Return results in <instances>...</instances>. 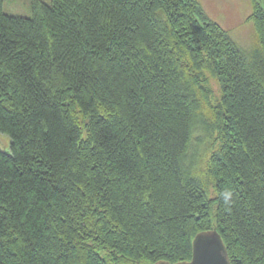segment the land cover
<instances>
[{
    "label": "trees",
    "instance_id": "trees-1",
    "mask_svg": "<svg viewBox=\"0 0 264 264\" xmlns=\"http://www.w3.org/2000/svg\"><path fill=\"white\" fill-rule=\"evenodd\" d=\"M3 6L0 264L187 261L209 229L264 264V0L249 45L200 0Z\"/></svg>",
    "mask_w": 264,
    "mask_h": 264
},
{
    "label": "rangeland",
    "instance_id": "rangeland-1",
    "mask_svg": "<svg viewBox=\"0 0 264 264\" xmlns=\"http://www.w3.org/2000/svg\"><path fill=\"white\" fill-rule=\"evenodd\" d=\"M50 3L51 0H42ZM209 16L227 28L244 45H249L254 39L255 30L252 22L247 17L252 12V0H200ZM33 0H4V11L19 16L32 15ZM212 88L218 94V83L211 80ZM197 136V135H196ZM198 137V136H197ZM197 137L193 141V147L202 148V142L198 143ZM11 138L0 131V145L3 149L10 147ZM207 158L205 155L204 158ZM206 160L199 162L198 167L204 168Z\"/></svg>",
    "mask_w": 264,
    "mask_h": 264
},
{
    "label": "water",
    "instance_id": "water-1",
    "mask_svg": "<svg viewBox=\"0 0 264 264\" xmlns=\"http://www.w3.org/2000/svg\"><path fill=\"white\" fill-rule=\"evenodd\" d=\"M154 264H231L227 247L216 229L198 232L192 242V258L171 263L160 260Z\"/></svg>",
    "mask_w": 264,
    "mask_h": 264
}]
</instances>
